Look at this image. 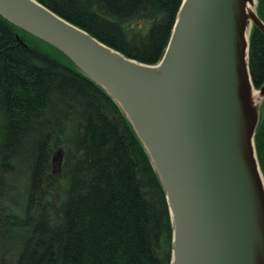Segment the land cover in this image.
Masks as SVG:
<instances>
[{"label":"trees","instance_id":"16d2710c","mask_svg":"<svg viewBox=\"0 0 264 264\" xmlns=\"http://www.w3.org/2000/svg\"><path fill=\"white\" fill-rule=\"evenodd\" d=\"M157 64L183 0H38ZM264 21V0H256ZM264 85V33L250 32ZM255 144L264 175V100ZM173 222L152 160L113 98L0 14V264H171Z\"/></svg>","mask_w":264,"mask_h":264},{"label":"water","instance_id":"95a60500","mask_svg":"<svg viewBox=\"0 0 264 264\" xmlns=\"http://www.w3.org/2000/svg\"><path fill=\"white\" fill-rule=\"evenodd\" d=\"M0 14L63 52L125 113L166 192L171 264H264V175L255 144L264 85L254 86L249 61L252 26L264 33L256 0H183L157 64L126 56L38 0H0ZM155 65L162 77L151 86L143 75ZM130 99L148 144L130 117Z\"/></svg>","mask_w":264,"mask_h":264},{"label":"bare ground","instance_id":"6f19581e","mask_svg":"<svg viewBox=\"0 0 264 264\" xmlns=\"http://www.w3.org/2000/svg\"><path fill=\"white\" fill-rule=\"evenodd\" d=\"M248 8L250 10H255V5L250 4L248 5ZM153 69L149 71L148 73L143 75L144 80L151 86H155L156 83L160 82L162 77V68L160 65H155L152 67ZM118 88L125 92V85L122 82H117ZM252 100L255 105L259 104V95L258 92L254 91L252 94ZM128 106H129V113L130 117L133 120L140 136L142 137L143 141L148 144L149 141V133L147 130V126L144 122L143 114L137 105L136 102H134L132 99L128 100Z\"/></svg>","mask_w":264,"mask_h":264}]
</instances>
